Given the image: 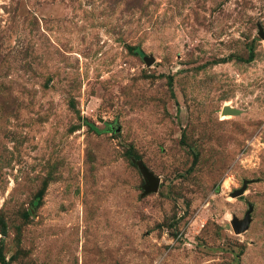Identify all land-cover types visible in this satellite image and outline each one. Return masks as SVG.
<instances>
[{
	"label": "rangeland",
	"instance_id": "obj_1",
	"mask_svg": "<svg viewBox=\"0 0 264 264\" xmlns=\"http://www.w3.org/2000/svg\"><path fill=\"white\" fill-rule=\"evenodd\" d=\"M0 264H264V0H0Z\"/></svg>",
	"mask_w": 264,
	"mask_h": 264
},
{
	"label": "water",
	"instance_id": "obj_2",
	"mask_svg": "<svg viewBox=\"0 0 264 264\" xmlns=\"http://www.w3.org/2000/svg\"><path fill=\"white\" fill-rule=\"evenodd\" d=\"M144 60L148 65H152L155 62V59L152 57H144ZM237 111L231 109L230 107H225L223 109V115H235ZM120 129L118 130V132ZM143 173L147 180V185L145 186L146 193H153L159 190L160 180L156 178L153 173L148 169L143 167ZM243 194V191L236 192L233 197H238ZM253 213V206L250 205L248 212L246 213L244 219L239 221L237 218H234L232 222V227L235 233H243L249 229L252 222L251 214Z\"/></svg>",
	"mask_w": 264,
	"mask_h": 264
},
{
	"label": "bare ground",
	"instance_id": "obj_3",
	"mask_svg": "<svg viewBox=\"0 0 264 264\" xmlns=\"http://www.w3.org/2000/svg\"><path fill=\"white\" fill-rule=\"evenodd\" d=\"M227 107V106H226Z\"/></svg>",
	"mask_w": 264,
	"mask_h": 264
}]
</instances>
